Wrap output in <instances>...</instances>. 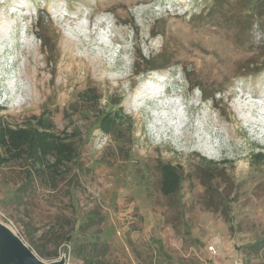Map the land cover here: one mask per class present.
Instances as JSON below:
<instances>
[{
	"label": "rangeland",
	"instance_id": "rangeland-1",
	"mask_svg": "<svg viewBox=\"0 0 264 264\" xmlns=\"http://www.w3.org/2000/svg\"><path fill=\"white\" fill-rule=\"evenodd\" d=\"M256 13L213 0H0V156L6 132L25 129L59 175L0 164V222L47 262L84 264L72 246L95 238L107 264H246L243 247L264 241V132L244 104L264 95ZM179 79L190 122L176 130L172 109L140 92ZM164 174L183 175L169 195ZM254 256L264 264V249Z\"/></svg>",
	"mask_w": 264,
	"mask_h": 264
},
{
	"label": "trees",
	"instance_id": "trees-1",
	"mask_svg": "<svg viewBox=\"0 0 264 264\" xmlns=\"http://www.w3.org/2000/svg\"><path fill=\"white\" fill-rule=\"evenodd\" d=\"M230 3H233L237 6L238 10L245 15L246 20L252 19L254 15H258L256 13L258 8H264V0H213V4H218L220 8H226ZM259 16H262L259 14ZM141 59H144L143 56L140 55ZM148 62H151L150 60ZM147 69H155V67L149 66ZM110 129H112V125L109 126ZM18 129V128H17ZM12 132V134H10ZM5 133H3L4 135ZM7 137L6 139H3V146H4V152H6L7 156H0V164L10 161L11 159H23L26 160L29 164L30 171H35L37 173V176L44 175L46 173H49L53 176H59L57 175L56 171L53 169H46L40 167V159H39V153H38V142L33 137V134L31 137H29L28 133L25 131V129L21 131H14L9 130L6 132ZM63 142V141H62ZM4 161V162H3ZM161 187H170L168 190L172 191H166L163 190L162 192L166 195L174 193L177 188V182H176V174H164L161 176ZM30 178V176H29ZM172 187H175L172 189ZM174 191V192H173ZM208 194L212 196L213 192L209 190ZM227 203L230 204L233 202V200L227 199ZM223 215L229 216L228 213V207L224 206L223 209ZM96 221V217L91 216L87 217L86 221H82L79 223L78 227L81 228L82 225L85 227L93 224ZM86 233V232H85ZM93 236V233H89ZM71 235V234H70ZM99 236V234H96V237ZM70 238V239H69ZM93 238V237H92ZM70 241L72 240L71 237L68 236L67 238ZM73 255L75 257H78L82 260L84 264H107L106 260H104V256L107 252V245L106 243L98 242L95 238L89 239V241L81 242V243H75L72 246ZM71 249V248H70ZM264 249V241L258 240L252 244H249L245 247H243V250L241 253L244 255V259H246V264H249L250 258L257 257L254 256L257 254L260 250Z\"/></svg>",
	"mask_w": 264,
	"mask_h": 264
},
{
	"label": "bare ground",
	"instance_id": "bare-ground-1",
	"mask_svg": "<svg viewBox=\"0 0 264 264\" xmlns=\"http://www.w3.org/2000/svg\"><path fill=\"white\" fill-rule=\"evenodd\" d=\"M26 46V45H25ZM86 61V60H85ZM91 60H87V62L89 63ZM86 62V63H87ZM93 64V63H92ZM89 68H90V65L88 64L87 65ZM92 69V68H91ZM85 70H87V68H85ZM85 74V73H84ZM148 80H149V78H148ZM147 80V81H148ZM168 85V81H167V83H163V84H158V86L156 87V86H154L153 84L151 85V86H148V85H146V87H144V90L146 91V92H140V96H141V94L143 95V93H145L144 94V99H146L145 101H147L148 99H149V101L147 102V103H158V104H161L162 103V105H161V107L160 108H162V111L164 112V113H166V110L168 109V108H170V111H171V109H172V112H171V116L172 117H170L169 119H171V120H169V123L168 122H166L165 124H169L170 126H172L173 124L174 125H177V127H176V130H179V128H181V127H183V126H186L187 124H188V122H190L189 121V119L187 118V117H185L184 119H180V118H182L183 117V115L184 116H187V114H186V112H185V108L186 107H182L179 103H178V101H176L179 97H180V95L177 93V92H173V89H171V86L169 85L168 87V89L165 91V93H163L162 92V88L161 87H164V86H167ZM24 88H22V90H23ZM257 95H259V94H255V95H251V98H253L254 100H256V102H257V104H256V102L254 103V102H252L251 101V103H250V101H248V103L246 102V103H244L245 104V106H251V109H254V105H255V107H258V114L260 115V118L261 119H259V122H257L258 124H259V126H260V128H262V130H263V132H264V95L263 94H260L259 96H257ZM167 96V97H166ZM143 97H142V100H144L143 99ZM239 97H241V94L239 93ZM166 98V99H165ZM168 98V99H167ZM248 98V97H247ZM139 100H141V98L139 99ZM139 103V102H138ZM177 107H178V109H177ZM184 111V112H182V111ZM160 112V111H159ZM158 114V113H157ZM162 116V115H161ZM161 116H159V117H157L158 119H160V120H162V118H161ZM178 116V123L176 124L173 120L175 119V117H177ZM165 118V117H164ZM162 121H166L165 119L164 120H162ZM161 121V122H162ZM168 121V120H167ZM257 121V120H256ZM262 132V133H263ZM180 135V134H179ZM188 138H189V136H188ZM182 139V138H181ZM180 139V140H181Z\"/></svg>",
	"mask_w": 264,
	"mask_h": 264
},
{
	"label": "water",
	"instance_id": "water-1",
	"mask_svg": "<svg viewBox=\"0 0 264 264\" xmlns=\"http://www.w3.org/2000/svg\"><path fill=\"white\" fill-rule=\"evenodd\" d=\"M0 264H66L64 257L56 261L42 260L10 227L0 222Z\"/></svg>",
	"mask_w": 264,
	"mask_h": 264
},
{
	"label": "flooded vegetation",
	"instance_id": "flooded-vegetation-1",
	"mask_svg": "<svg viewBox=\"0 0 264 264\" xmlns=\"http://www.w3.org/2000/svg\"><path fill=\"white\" fill-rule=\"evenodd\" d=\"M161 178H162V177L160 176V180H161ZM197 179L199 180V177H197ZM182 180H183V175H180V174L178 175V174H177V177H176V182H177L176 185H177V186H175V187H179V184H180V182H181Z\"/></svg>",
	"mask_w": 264,
	"mask_h": 264
},
{
	"label": "built area",
	"instance_id": "built-area-1",
	"mask_svg": "<svg viewBox=\"0 0 264 264\" xmlns=\"http://www.w3.org/2000/svg\"><path fill=\"white\" fill-rule=\"evenodd\" d=\"M209 249H212V247H209ZM233 264H242L241 262H238V261H234Z\"/></svg>",
	"mask_w": 264,
	"mask_h": 264
}]
</instances>
